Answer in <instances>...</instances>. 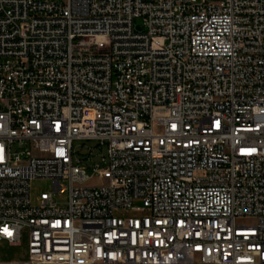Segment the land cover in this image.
<instances>
[{"label":"built area","instance_id":"built-area-1","mask_svg":"<svg viewBox=\"0 0 264 264\" xmlns=\"http://www.w3.org/2000/svg\"><path fill=\"white\" fill-rule=\"evenodd\" d=\"M25 239L0 264H264V0H0V243Z\"/></svg>","mask_w":264,"mask_h":264},{"label":"rangeland","instance_id":"rangeland-1","mask_svg":"<svg viewBox=\"0 0 264 264\" xmlns=\"http://www.w3.org/2000/svg\"><path fill=\"white\" fill-rule=\"evenodd\" d=\"M140 22V20H138ZM81 141H75L74 146L79 149ZM87 146L92 144L91 142L86 143ZM86 148H84L85 150ZM99 180L96 177H91L89 180L90 184H97ZM52 191V181L47 178H38L34 179L31 182V197L34 203L37 202L38 197L42 192H50ZM59 199H63L64 196L59 195ZM28 258V249L26 246V239L22 243V245L14 246L10 245L8 242L3 241L0 243V261L8 262V261H22Z\"/></svg>","mask_w":264,"mask_h":264},{"label":"snow or ice","instance_id":"snow-or-ice-1","mask_svg":"<svg viewBox=\"0 0 264 264\" xmlns=\"http://www.w3.org/2000/svg\"><path fill=\"white\" fill-rule=\"evenodd\" d=\"M5 231H7V230H5ZM8 235H11V233H7Z\"/></svg>","mask_w":264,"mask_h":264}]
</instances>
